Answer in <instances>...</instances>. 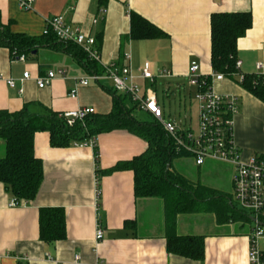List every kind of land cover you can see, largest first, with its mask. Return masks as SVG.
<instances>
[{
  "label": "crops",
  "instance_id": "0c3cea01",
  "mask_svg": "<svg viewBox=\"0 0 264 264\" xmlns=\"http://www.w3.org/2000/svg\"><path fill=\"white\" fill-rule=\"evenodd\" d=\"M131 13L167 37L131 40ZM245 13L252 15L253 26L238 41L240 73H263L264 0H108L102 6L100 0H35L31 11H23L16 0H0L1 24L10 33L41 40L46 21L65 15L71 25L95 38L102 66H129L135 83L144 91L149 82L139 77L148 63L155 75L169 73L167 79L177 87L188 84L192 97L196 88L188 78L191 64H199L202 77L214 75L211 16ZM34 53L20 62L12 59L8 49L0 48V111L14 113L27 107L32 114L43 109L62 114L93 108L97 115L111 113L113 97L106 90L113 89L110 82L90 81L88 87H79L76 99H69L67 94L75 88V80L92 75L74 58L55 48L44 46ZM125 55L130 56L129 62ZM258 65H262V71ZM57 69L67 70L68 79H56L49 87L38 89L36 80ZM25 73L30 74V79L22 82ZM9 79L16 82L14 88L7 85ZM213 90L239 100L233 139L242 160L264 158V103L229 79L214 83ZM95 142L99 167L92 147L52 148L48 133L35 135V155L44 166V182L36 200L11 208L12 196L0 183V264H249V236L254 223L227 222L207 212L179 215L175 229L180 236L205 238L204 261L169 254L165 202L137 201L131 171L101 177L103 171L143 155L148 144L126 131L99 135ZM176 163L175 167L191 181L217 191L223 197L218 201L222 207L226 205L223 201H227V205L238 209L232 166L207 163L197 167L190 159ZM41 209L64 210L65 241H40ZM99 228L103 230L101 241L96 240ZM261 249L264 255V245Z\"/></svg>",
  "mask_w": 264,
  "mask_h": 264
},
{
  "label": "trees",
  "instance_id": "16d2710c",
  "mask_svg": "<svg viewBox=\"0 0 264 264\" xmlns=\"http://www.w3.org/2000/svg\"><path fill=\"white\" fill-rule=\"evenodd\" d=\"M108 0H100L101 6ZM131 40L147 41L166 38V34L146 20L131 13ZM253 26V17L245 14H213L211 16V64L214 74H223L237 82L240 71L238 41L244 38ZM41 40H31L14 35L1 24L0 48L8 49L12 59L21 56L32 57L40 47H51L74 58L90 75H103L105 70L91 61L86 53L72 43L59 41L53 33L43 35ZM98 48V47H97ZM99 51V48H98ZM243 75V74H242ZM239 85L264 103V72L243 75ZM113 97L110 114L92 115L83 122L69 126L60 114L43 109L32 114L28 108L18 112L0 111V183L18 202L36 200L44 182L42 160L35 155L34 139L37 133H48L52 148H69L89 143L99 135L114 131H126L148 144L147 151L128 163H119L103 171L101 177L121 171L134 173L136 200L161 199L166 204L167 250L171 255L202 262L205 259V238L180 236L176 233V219L179 215L207 212L227 222L250 224L247 213L236 210L233 205L222 207L223 197L217 191L191 181L178 170L177 161L189 160L187 153L177 152L175 141L166 133L159 121L140 122L133 112L137 105L128 95L118 94L107 88ZM130 105V106H129ZM95 163L99 167V150L95 146ZM98 172V171H97ZM101 178L97 182L100 184ZM173 203V204H172ZM220 210L217 211V208ZM40 241L45 244L63 242L67 239L66 216L63 209H41L39 213ZM130 224L127 223L126 227ZM264 262V260H263Z\"/></svg>",
  "mask_w": 264,
  "mask_h": 264
},
{
  "label": "built area",
  "instance_id": "2783aa9c",
  "mask_svg": "<svg viewBox=\"0 0 264 264\" xmlns=\"http://www.w3.org/2000/svg\"><path fill=\"white\" fill-rule=\"evenodd\" d=\"M23 11H31L35 0H16ZM105 13L104 11H102ZM97 21H94L96 24ZM53 33L56 38L64 43H72L78 46L87 54L91 61L102 66L101 55L97 49L95 38L83 33L79 28L74 27L65 15H59L46 21V29L43 35ZM125 60L130 61V56L125 55ZM25 62L26 57L21 56L17 60ZM242 63L237 61L236 69L240 71ZM104 75H92L89 78L75 80V88L69 90L67 97L76 99L79 87H88L90 81L99 83L102 80L111 83L113 90L118 94L128 95L137 105V108L149 114L152 118L161 123L164 130L172 137L177 146V152L187 153L190 160L197 166L203 167L207 163H222L234 168L233 191L234 202L240 211L247 213L254 223L249 236V264H263L264 245V158L252 157L244 162L241 151L233 139L234 120L239 114V100L235 96L219 95L214 92L213 84L227 79L223 74H214L211 77L200 76L199 64L193 62L189 69V81L196 88L194 100L198 107V130L180 128L175 122H165L163 111L157 102V96L151 90L158 78H168L170 74L160 72L155 75L150 64H146L140 74L141 79L148 81L150 88L142 90L135 83L136 77L132 74L129 66L109 65L102 66ZM262 71V65H258ZM239 84L244 81L243 75L238 76ZM30 79V74L23 75V81ZM56 79H68V72L65 69L50 70L43 78L36 80L38 89L49 87ZM11 88L16 86L12 79L7 81ZM93 108H83L74 112L62 113L60 118L64 119L69 126L76 122H83L88 117L95 115ZM96 146L95 140L89 143L79 144L76 147ZM98 187V182H97ZM99 197V193L97 194ZM23 202L16 199L10 201L9 207L18 208ZM103 239V230L99 228L96 240ZM76 261L79 260L77 256Z\"/></svg>",
  "mask_w": 264,
  "mask_h": 264
},
{
  "label": "rangeland",
  "instance_id": "374dc122",
  "mask_svg": "<svg viewBox=\"0 0 264 264\" xmlns=\"http://www.w3.org/2000/svg\"><path fill=\"white\" fill-rule=\"evenodd\" d=\"M147 86L144 88L145 90L150 88V86ZM151 90L157 96L159 106L163 111V119L165 122L175 121L180 128L186 130H198V107L194 97H192L189 93L190 89L188 84L179 85L177 87L175 83L167 78H158L156 80V84L151 88ZM134 116L140 122L152 121V117L149 114L137 110H135ZM214 164L217 165V163ZM216 177L217 174H215L214 178L217 179Z\"/></svg>",
  "mask_w": 264,
  "mask_h": 264
},
{
  "label": "water",
  "instance_id": "95a60500",
  "mask_svg": "<svg viewBox=\"0 0 264 264\" xmlns=\"http://www.w3.org/2000/svg\"><path fill=\"white\" fill-rule=\"evenodd\" d=\"M35 54V53H34Z\"/></svg>",
  "mask_w": 264,
  "mask_h": 264
}]
</instances>
